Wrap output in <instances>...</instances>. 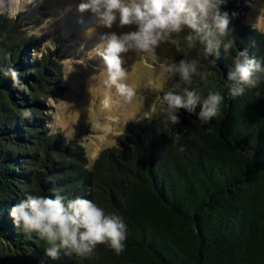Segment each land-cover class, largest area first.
Segmentation results:
<instances>
[{
	"label": "trees",
	"instance_id": "16d2710c",
	"mask_svg": "<svg viewBox=\"0 0 264 264\" xmlns=\"http://www.w3.org/2000/svg\"><path fill=\"white\" fill-rule=\"evenodd\" d=\"M220 8L230 16L233 49H219L212 64L199 48L185 57L181 41L175 61L200 59L207 76H194L191 87L203 96L221 91L222 116L201 125L179 109L181 124L173 125L158 111L129 122L92 162L79 141L48 126L46 101L65 90L61 60L51 49L34 55L39 37L19 17L0 14V69L15 68L22 84L0 72V264H264V81L234 99L224 87L238 51L264 60V32L244 21L243 0H222ZM25 109L30 119L21 117ZM30 194L82 197L120 216L124 251L100 244L88 258L47 256V242L9 215Z\"/></svg>",
	"mask_w": 264,
	"mask_h": 264
},
{
	"label": "clouds",
	"instance_id": "9594fccd",
	"mask_svg": "<svg viewBox=\"0 0 264 264\" xmlns=\"http://www.w3.org/2000/svg\"><path fill=\"white\" fill-rule=\"evenodd\" d=\"M31 2L27 0L26 4ZM18 3L19 0H11L10 7ZM221 3L222 0H81L77 11H90L97 24L107 29H112L113 25L120 28L135 26L134 31L105 33L94 49L96 55L102 58L104 68L100 74L109 93L114 89L123 105H131L137 96L138 86L129 82L128 70L124 67L125 54L132 52L146 63L151 58L149 67L162 78L163 84L178 77L167 91H163V87L156 89L163 92V107L158 110L154 105L152 112L159 111L168 123L180 125L178 110L185 109L189 114L195 113L200 124L204 125L222 116L224 95L221 91L209 90L203 96L200 90L191 87L194 76L201 79L207 76L199 71L200 59L181 58L177 62L167 56L161 57L157 49L183 41L185 57L199 48L201 57L215 64V60L209 57L218 55L221 48L229 53L235 44L230 36L229 13L221 11ZM12 14L16 15L18 11ZM231 15L237 14L233 12ZM261 19H264V8L253 25L256 30L264 32L259 24ZM0 72L11 77L14 87L22 86L19 79L21 73L12 66L0 69ZM226 79L224 87L227 88V95L229 99H234L242 95L246 88H256L264 81V60L249 56L247 49L238 51ZM102 105L105 109L111 107V94L105 96ZM197 105L200 106L198 113ZM31 116L30 109L21 113L22 118L30 119ZM179 139L177 137V144ZM179 151H184L182 145ZM9 215L14 225L26 235L30 237L35 233L47 242L49 247L45 249V254L52 259L58 258L60 250H64L66 255L88 258L94 255L100 244L107 245L117 255L125 248L127 225L123 219L115 214H105L102 208L86 198L66 200L59 194L54 197L30 194L16 202Z\"/></svg>",
	"mask_w": 264,
	"mask_h": 264
},
{
	"label": "rangeland",
	"instance_id": "374dc122",
	"mask_svg": "<svg viewBox=\"0 0 264 264\" xmlns=\"http://www.w3.org/2000/svg\"><path fill=\"white\" fill-rule=\"evenodd\" d=\"M243 1L248 7L244 21L255 25L260 10L264 8V0ZM80 2L81 0H42L39 8L33 11L32 2L26 4L27 0H19L14 7H2L0 14L19 17L23 28L39 37L41 46L34 55L39 56L51 49L61 60L65 90L56 101H46L47 112L52 117L48 126L54 131L59 130L69 139L79 141L92 162L102 149L115 144L116 137L125 130L129 122L151 116L154 105L159 110L161 92L156 89H164L169 81L163 84L162 78L153 73L149 67L151 58L146 63L129 52L125 54L124 67L128 70L129 82L138 86L137 96L131 105H123L114 89L109 93L103 84L104 77L100 74L104 68L102 58L96 55L94 49L101 43V37L105 33L134 31L135 26L120 28L113 25L112 29L104 28L97 24L90 11H77ZM16 11L18 14L13 15ZM73 11L79 13L81 20L75 23L71 32L64 33L61 20ZM83 19L90 20L87 22ZM259 24L264 28V19L259 20ZM89 29L92 30L90 33ZM157 53L161 57L176 60L179 55L178 44L162 45ZM81 60L83 63H78ZM109 94L112 96V105L105 109L102 101Z\"/></svg>",
	"mask_w": 264,
	"mask_h": 264
},
{
	"label": "bare ground",
	"instance_id": "6f19581e",
	"mask_svg": "<svg viewBox=\"0 0 264 264\" xmlns=\"http://www.w3.org/2000/svg\"><path fill=\"white\" fill-rule=\"evenodd\" d=\"M41 2H42V0H32V4H33L32 5V7H33L32 10L33 11L37 10L39 8V5L41 4ZM6 5L10 6L11 5V0H0V10H1L2 7H5ZM90 19H83V20L88 22ZM80 20L81 19L79 17V13L77 11H75V12L73 11L71 13V15L63 16V18L61 20V27H62L64 33L71 32V29L74 27L75 23L77 24V22L78 21L80 22Z\"/></svg>",
	"mask_w": 264,
	"mask_h": 264
}]
</instances>
